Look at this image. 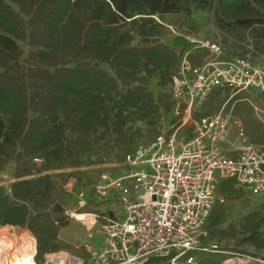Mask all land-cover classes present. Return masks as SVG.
Listing matches in <instances>:
<instances>
[{
	"label": "trees",
	"instance_id": "16d2710c",
	"mask_svg": "<svg viewBox=\"0 0 264 264\" xmlns=\"http://www.w3.org/2000/svg\"><path fill=\"white\" fill-rule=\"evenodd\" d=\"M253 1L262 2L0 0V173L9 161L16 165L10 187L0 184V226L27 227L37 239L38 263L68 246L58 237L70 224L58 200L59 181H65L59 177L83 174L60 171L103 163L111 156L104 143L122 159L135 149L141 134L132 128L138 122L153 129L152 139L161 134L156 125L176 105L172 76L184 57L201 51L194 44L178 50L162 42L172 32L169 25L181 20L179 27L198 30L193 10L218 6L219 27L230 33L264 28ZM137 37H149L152 44L137 46ZM19 41L33 47L24 64ZM223 91H214L211 99ZM36 156L43 158L39 169ZM219 190L226 200L215 206L206 225L213 237L232 213L228 200L245 194L232 179ZM263 227L264 205L245 216L239 243L264 250ZM230 231L237 234L234 227ZM203 252L197 256L200 263L224 264L222 253Z\"/></svg>",
	"mask_w": 264,
	"mask_h": 264
},
{
	"label": "built area",
	"instance_id": "2783aa9c",
	"mask_svg": "<svg viewBox=\"0 0 264 264\" xmlns=\"http://www.w3.org/2000/svg\"><path fill=\"white\" fill-rule=\"evenodd\" d=\"M169 28L177 34L172 25ZM188 41L209 58L196 65L184 57L172 76L174 112L180 118L173 132L138 144L115 159L113 171L95 178L91 183L99 203L95 212L84 211L91 198L85 188L76 187L78 179L70 177L63 185L78 200L66 214L86 225L89 238H104L102 250L94 253L87 246L91 264H202L198 251L222 253L224 264H264L261 256L226 250L216 242L204 244L209 217L226 200L218 191L225 179H232L236 189L264 194V145L251 139L244 121L227 108L229 100L218 112L195 116L217 89L232 90L233 97L254 86L264 101V57H226L225 46L216 40L193 35ZM184 127L192 134L178 139ZM33 162L41 165L43 158L36 156ZM29 232L24 239L32 244L33 264H40L37 239ZM84 260L52 252L41 264H83Z\"/></svg>",
	"mask_w": 264,
	"mask_h": 264
},
{
	"label": "rangeland",
	"instance_id": "374dc122",
	"mask_svg": "<svg viewBox=\"0 0 264 264\" xmlns=\"http://www.w3.org/2000/svg\"><path fill=\"white\" fill-rule=\"evenodd\" d=\"M261 1L262 2L253 1L251 5L254 8L255 13H261L260 15L264 16V0ZM192 15L194 16L195 23H197V25L199 26L198 30L193 29V27H179L181 20L172 25L175 28L174 30H176V33L182 34L184 36V38L187 40L186 43L190 44V41L188 40H190V37L195 35L199 38H211L213 40H216L220 44H223L226 49V57L236 56V54L249 55L255 60H259L264 57V28L262 26L254 25L253 27H250V29L236 28L232 33H230L229 31L219 27L217 16H221L223 14L221 10L218 9V6H215L211 9L208 8L206 10L194 9ZM173 34L174 33L172 31L167 35H163L160 39L165 40L166 38H168L166 36ZM19 44L23 49L21 61L24 64L27 61L33 47L29 46L24 41H19ZM150 87L154 89L153 85ZM225 93H229V99L227 98V100H230L227 108H233V113L236 116H239L244 121L246 131H248L251 139H260L261 141H264V101L260 97V89L257 87L252 86V88H250L249 90L238 91L237 94H235L233 97H231L233 91L225 89V91H223V93L219 96V99L215 100V98L211 99L210 97L209 100H207L208 103L206 101V104L204 106L197 108L195 110V112H197V116L208 115L209 113L217 112L220 109L219 107L222 104L221 100ZM256 106L259 108V111L255 110ZM179 121L180 118H178V116L172 111L168 115L164 114L163 117H161V120L158 122V125H156V128H158L160 133H170L171 130V132H173V128H175L179 124ZM136 129L140 130L141 135H138L136 137L134 147L141 143H151V141L154 140L152 139L153 129L150 130V128L145 123H136V125L133 126L132 131L135 132ZM191 134V129L189 127H184L180 130L178 139H180L182 135L191 136ZM260 144L264 145V142ZM109 147L110 146L107 143H104V152L107 154L110 153L109 155L111 156L103 161V163H96L92 167L88 166V168L86 166V168H84L86 170L81 171L86 172L83 174V176L85 177H82L80 174L68 177H59L61 180H65L59 181L57 187L58 200L63 209L74 210V208L77 206L78 200L75 195L64 190L63 188V185L65 184L67 179L72 177L74 179H78L79 183L76 185V187L78 189L79 187L85 188L86 194H89L91 198L90 202H88V204L85 206L84 211L90 210L95 212V210H97L99 203L96 200L91 183L94 182L95 178L100 173L104 171L108 172L110 170L113 171V169H115L116 164L114 159H116V156L114 154H116L117 149L112 151L111 149H109ZM36 166L38 167L37 169L40 168L39 165ZM6 167V170L0 173V184L9 188L11 183L10 180H12L16 165L11 160L8 162ZM79 170L81 169L67 167L64 170H61L60 173L76 172ZM79 177H81L82 179ZM219 187L220 185L218 186V191L221 195H223L219 190ZM244 193L245 194L239 199L228 200L226 205L230 204L232 206V213L229 216V220L226 224L222 225L218 231L215 232L216 235L214 237L211 234V230L206 228L205 234L207 240L205 239L204 242H207V246L209 244H213V242H216L219 243L223 248H228L234 252L264 257V250L258 248L256 249L255 247L250 246L248 243H239V241L243 237V233H241V230L242 224L245 220V216L253 212L255 209H260L262 205H264V195H253L248 190L244 191ZM245 200L248 201L244 202ZM101 204L107 205L108 203L106 201H101ZM74 220V218L70 217V223L72 222V226L68 229V231L72 233V239H69L70 241H65L68 246L59 250V252L62 251L64 255L68 252L71 255L80 256L85 259L83 264H91V254L90 252L86 251L84 246L87 247L89 244H94V240L87 236V233L81 223H77L78 225H74L76 224ZM231 227H234L236 229V235H232L230 231ZM262 229L264 232V227ZM27 231H29L27 227L20 228L13 225L0 226V241L4 240L3 242H5V240H7L10 244L9 248L6 249L4 245L0 243V248L6 250V252L2 254V256L0 255V264H7L8 261L10 262L11 260V263L15 262L13 257H15V255L20 253V251L22 250L23 244H21V241L23 242V240H25L23 238L27 234ZM29 233L31 235V232ZM84 234L86 235V240L82 244ZM202 252H198L196 255L200 257Z\"/></svg>",
	"mask_w": 264,
	"mask_h": 264
},
{
	"label": "crops",
	"instance_id": "0c3cea01",
	"mask_svg": "<svg viewBox=\"0 0 264 264\" xmlns=\"http://www.w3.org/2000/svg\"><path fill=\"white\" fill-rule=\"evenodd\" d=\"M166 37H168V38H166L165 40H162V41H164L166 44H169V45H173L174 47H176L178 50H181L184 46H185V44L184 43H186V39L184 38V36L182 35V34H179V33H177V34H173V35H169V36H166ZM134 43L137 45V46H141V47H148V45H151L152 44V39L151 38H145V37H137L136 39H135V41H134ZM203 51V52H202ZM202 51H200V53H194V54H192V56H191V59H190V61L192 62V63H194V64H196V65H202V64H204L207 60H208V58H209V54L206 52V51H204V50H202ZM189 59V58H188ZM218 90V89H217ZM216 91V90H215ZM210 98V97H209ZM209 98H208V100H209ZM227 101V100H226ZM226 101H225V103H226ZM207 103H208V101H207ZM224 103V104H225ZM206 104V103H205ZM204 104V105H205ZM223 104V105H224ZM229 104V103H228ZM203 105V106H204ZM223 107V106H222ZM221 107V108H222ZM220 108V109H221ZM219 109V110H220ZM218 110V111H219ZM217 111V112H218ZM173 112H174V109H173ZM175 113V112H174ZM212 113H214V112H212ZM195 116L196 117H199V116H197V112H195ZM179 118V117H178ZM84 168H86V167H82V168H80L81 170L80 171H82V170H86V169H84ZM88 168V167H87ZM88 170V169H87ZM82 174H84V173H86V172H81ZM82 177H85V176H82ZM79 178H81V177H79ZM82 179V178H81ZM13 177H12V180H10L11 181V183L13 182ZM11 183H10V185H11ZM10 187V186H9ZM88 212H93V211H90V210H87ZM75 222H76V224H74V225H78L77 223H81L82 225H83V227H84V229H85V231H86V233L88 232V230H87V227H86V225L82 222V221H78V220H74ZM70 223V222H69ZM74 223V222H73ZM72 226V222L68 225V226H66V228H63V229H61V231H60V233H59V238L65 243V241H70L69 239H72L71 237H72V233L70 232V231H68V229L70 228ZM74 230H75V228H74ZM72 232H73V230H72ZM86 235L84 234V237H83V240H82V244H83V242L86 240ZM66 238V239H65ZM92 240H94V244H89L88 245V247L91 249V252H96V251H99V250H102L103 248H104V246H105V241H104V238L103 237H101V236H99V235H95V237L94 238H92ZM65 244H67V243H65ZM85 247V249H86V251L88 252V250H87V247L86 246H84ZM61 250V249H60ZM54 252H59V250L58 251H54ZM60 252H62V251H60ZM68 253V252H67ZM51 254V253H50ZM70 254V253H69ZM91 254V253H90ZM48 255V254H47ZM75 256H77V255H75ZM78 257H80V256H78Z\"/></svg>",
	"mask_w": 264,
	"mask_h": 264
},
{
	"label": "bare ground",
	"instance_id": "6f19581e",
	"mask_svg": "<svg viewBox=\"0 0 264 264\" xmlns=\"http://www.w3.org/2000/svg\"><path fill=\"white\" fill-rule=\"evenodd\" d=\"M3 241L1 240L0 243H2L4 245V247L6 249H8L9 246H10L9 241H7V240H5V242H3ZM23 242L24 243H23V246H22V250L20 251V253H18V254L15 255V259H16L15 261L18 264H33V262H32L33 261V256H32L33 254H31V252L29 251V249L32 246V244L29 243L27 240H23ZM5 252H6V250H3V249L0 248V255L1 256ZM14 263L15 262H12V264H14Z\"/></svg>",
	"mask_w": 264,
	"mask_h": 264
}]
</instances>
